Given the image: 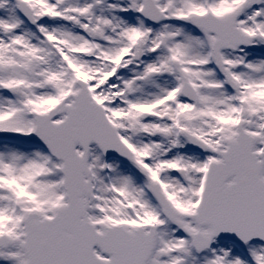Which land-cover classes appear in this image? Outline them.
Returning <instances> with one entry per match:
<instances>
[{"label": "snow or ice", "instance_id": "1", "mask_svg": "<svg viewBox=\"0 0 264 264\" xmlns=\"http://www.w3.org/2000/svg\"><path fill=\"white\" fill-rule=\"evenodd\" d=\"M0 264H264V0H0Z\"/></svg>", "mask_w": 264, "mask_h": 264}]
</instances>
